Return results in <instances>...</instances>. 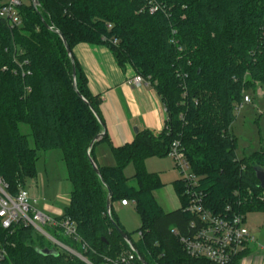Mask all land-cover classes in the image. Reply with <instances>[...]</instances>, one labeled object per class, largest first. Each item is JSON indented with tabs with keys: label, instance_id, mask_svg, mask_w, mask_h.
Returning <instances> with one entry per match:
<instances>
[{
	"label": "trees",
	"instance_id": "obj_1",
	"mask_svg": "<svg viewBox=\"0 0 264 264\" xmlns=\"http://www.w3.org/2000/svg\"><path fill=\"white\" fill-rule=\"evenodd\" d=\"M22 1L20 26L0 19V175L8 193L17 196L37 177L40 155L59 151L72 191L58 220L71 219L89 249L50 229L60 241L93 264L116 260L132 250L116 230L118 225L126 233L114 211L128 201L142 227L138 241L126 234L147 264H209L191 258L172 234L185 233L191 221L183 211L182 183H175L182 208L165 213L155 197L164 184L146 162L168 158L179 141L209 210L222 214L232 206L245 216L264 213V189L255 172L264 171V147L239 158L233 127L244 92L264 87V0H38V7ZM149 2L160 10L151 14ZM64 40L74 57L77 89L88 104L76 93ZM80 44L108 48L120 67L130 66L150 81L166 108L164 131L143 130L132 144L113 148L112 168L99 166L94 157L106 136L90 151L105 126L102 100L90 92L74 56ZM129 165L136 170L132 179L125 175ZM0 249L6 252L0 264H84L59 250L58 256L43 255L54 249L44 237L22 223L5 230L1 219ZM135 264H142L139 257Z\"/></svg>",
	"mask_w": 264,
	"mask_h": 264
},
{
	"label": "built area",
	"instance_id": "obj_2",
	"mask_svg": "<svg viewBox=\"0 0 264 264\" xmlns=\"http://www.w3.org/2000/svg\"><path fill=\"white\" fill-rule=\"evenodd\" d=\"M22 5V0L6 2L0 0V19L10 24L12 28L20 26L22 21L19 10ZM148 7L151 14L160 10V7L153 2H149ZM26 64H21L20 69L23 70ZM25 74L23 72V76ZM130 84L136 88L151 85L150 81L141 76H136ZM247 104H251V99L244 92V99L238 105L237 113ZM168 157L173 160L181 176L183 195L187 201L183 211L191 217L185 233L173 230L172 234L179 239L191 258L204 259L209 264H232L237 256L247 251L249 244L256 243L255 237L247 227L246 216L234 212L232 206H228L222 214H215L207 208L205 194L201 191L200 178L193 172L179 141L172 144ZM37 204L38 201L31 197L26 188H20L17 196H11L8 193V185L0 175V219L5 230H10L15 224L22 223L44 237L53 246L54 251L68 253L84 264H93L84 254L67 246L50 232V229L60 231L64 237L82 243V249L87 252L89 248L79 237L76 224L69 218L58 220L51 217L40 211L36 207ZM131 204L128 201L121 202L122 207H128ZM5 257L6 252L0 249V263L5 260ZM137 260L138 255L133 250H129L122 253L116 260L108 261L107 264H135Z\"/></svg>",
	"mask_w": 264,
	"mask_h": 264
},
{
	"label": "crops",
	"instance_id": "obj_3",
	"mask_svg": "<svg viewBox=\"0 0 264 264\" xmlns=\"http://www.w3.org/2000/svg\"><path fill=\"white\" fill-rule=\"evenodd\" d=\"M74 56L86 75L90 92L94 97H100L102 100L100 116L108 140L103 142L100 140L95 147L96 163L101 167H115L117 163L113 148L119 149L132 144L138 134L137 131L151 130L156 134L164 131L167 121L165 105L152 85L136 88L130 84V81L137 76L136 72L130 66L120 67L108 48L80 44L74 49ZM53 153L54 151L42 154L47 164ZM157 174L161 175V173ZM177 182L179 181L176 180L168 186L164 185L163 189H167L166 198H168L166 205L172 207L171 211L166 212L158 203L165 213H172L182 208V201L175 189ZM29 193L33 199L38 198L30 191ZM155 197L157 198L156 195ZM70 200L71 194L67 197L68 204ZM128 207H122L118 203L114 206V211L116 213ZM39 210L55 219L64 216L53 206H45ZM239 264H264V247H259L256 243L249 244Z\"/></svg>",
	"mask_w": 264,
	"mask_h": 264
},
{
	"label": "rangeland",
	"instance_id": "obj_4",
	"mask_svg": "<svg viewBox=\"0 0 264 264\" xmlns=\"http://www.w3.org/2000/svg\"><path fill=\"white\" fill-rule=\"evenodd\" d=\"M7 0H5L6 2ZM254 90H248L246 95L251 99V104L245 105L237 113L236 121L233 125L234 134L238 139L237 154L239 158H248L264 147V87L259 85ZM22 133L29 135L27 127L22 126ZM32 148L34 142L29 138ZM61 152L54 151L53 157L47 164L44 156L40 155L37 164V177L27 182L26 189L38 198L36 207L42 209L45 206H53L59 214H64L69 206L67 197L71 194V184L67 179V170L61 160ZM149 173H161L160 178L164 185H170L174 181L181 180V176L176 170L172 159L151 158L146 162ZM136 174L135 166L129 165L125 170L127 178L132 179ZM132 184H135L132 182ZM167 189L156 192L157 201L164 211H171L172 207L167 206ZM259 195L258 198H261ZM263 197V196H262ZM118 223L124 228L126 233L132 236L134 241H138V231L142 227V220L133 204L126 209H120L115 213ZM246 224L252 235L256 239L259 247H264V213L254 212L246 215Z\"/></svg>",
	"mask_w": 264,
	"mask_h": 264
},
{
	"label": "water",
	"instance_id": "obj_5",
	"mask_svg": "<svg viewBox=\"0 0 264 264\" xmlns=\"http://www.w3.org/2000/svg\"><path fill=\"white\" fill-rule=\"evenodd\" d=\"M32 3L34 4L35 7H38L39 6V1L38 0H32ZM65 42V45H66V49H67V52L72 60V63H73V70H72V76H73V79H74V87L76 89V93L78 94V96L80 98L83 99L82 95L79 93L78 89H77V85H76V77H77V73H76V66H75V63H74V57L72 55V51L70 49V47L67 45L66 43V40H64ZM84 102H86L84 99H83ZM87 103V102H86ZM88 104V103H87ZM137 133H139L137 131ZM105 137V133L103 132L102 134L98 135L94 140L93 142L91 143L90 145V151H92V149L94 148L95 144L97 142H99L100 140H102L103 138ZM92 163L94 165V168L96 170V172L98 174H100L96 164L94 163V161L92 160ZM255 172H256V175H257V178L258 180L260 181L261 185H262V188L264 189V171L262 169H255ZM111 198H112V193L110 192V195H109V199H108V214L111 215V208H112V205H111ZM116 230L118 231V233L123 237V239L130 245L131 249L138 255L139 259L141 260L142 264H147L142 258L141 256L137 253V251L134 249L129 237L127 236V234L118 226L116 225ZM41 253L43 255H46V256H58V252L54 251V250H49V249H46L44 251H41Z\"/></svg>",
	"mask_w": 264,
	"mask_h": 264
}]
</instances>
